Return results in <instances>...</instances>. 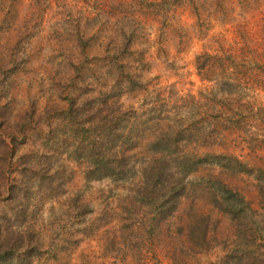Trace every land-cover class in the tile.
<instances>
[{"label":"rangeland","instance_id":"rangeland-1","mask_svg":"<svg viewBox=\"0 0 264 264\" xmlns=\"http://www.w3.org/2000/svg\"><path fill=\"white\" fill-rule=\"evenodd\" d=\"M263 46L264 0H0V244L20 238L22 264H264V89L196 72L227 49L262 63ZM117 107L147 140L92 180L83 147ZM166 132L188 144L150 184L147 141Z\"/></svg>","mask_w":264,"mask_h":264},{"label":"trees","instance_id":"trees-1","mask_svg":"<svg viewBox=\"0 0 264 264\" xmlns=\"http://www.w3.org/2000/svg\"><path fill=\"white\" fill-rule=\"evenodd\" d=\"M203 55L205 56L203 60L199 57L196 59V72L201 81H215L213 73L217 70L218 73L216 74L222 77L220 82L215 81L218 84L232 85L237 89L246 91L264 89V82L258 81L253 73L255 71L264 75V62L261 63L258 59L259 57L256 60L250 59L249 55H238L237 51L234 53L233 49H227L218 56ZM260 57L264 59V51L260 54ZM228 80L232 82L230 83ZM109 100L103 99L102 105L108 106ZM239 100L240 98L237 99V101ZM213 101L215 104V100ZM70 107H74L73 102ZM212 109H216L215 106H213ZM136 115L137 113L135 111L121 110L117 107L110 110L109 113L102 118L103 127L100 137L89 141V143L83 147V156H85L86 164H88L89 168L88 173L92 180H100L111 176L121 178L128 171L131 157L137 152V148L141 146V143L147 140V137L144 135L145 133H141L139 136L135 135L137 131L145 125L142 120L136 118ZM215 131L214 128L212 133L214 134ZM147 142L158 156L147 172V178L150 180V184H154L156 179L159 181V178L167 170L166 168H170L169 158H181L180 155L176 153V150L179 151L186 148L188 141L177 138L174 133L171 134L170 132H166L162 135L152 137V139H149ZM194 144L197 146V143ZM196 155V152H191L189 156L183 154L181 162H178V165L182 166V169H188L190 172L194 171L197 165V162L194 161ZM178 183L177 181L173 184V191L167 193L169 194L168 198L157 205L160 206L161 212H163L166 217L172 216L173 213L177 211L178 198L182 195L183 191L181 184ZM220 188L223 193L228 191L235 198H240L242 201V198L237 193L226 189L222 185ZM155 192L156 191H147L146 196L152 197ZM232 195L231 197H233ZM19 239L20 238L17 239V242ZM16 243H13L12 246L10 245L11 243L7 242L6 244H0L4 249L8 248V250L6 249L0 253V264H22L25 258H28L24 257V255L27 256L30 251L28 250V246H25L24 242H20L18 245H16ZM21 244L24 245L22 249L27 251L23 254L21 253V249L16 247Z\"/></svg>","mask_w":264,"mask_h":264}]
</instances>
